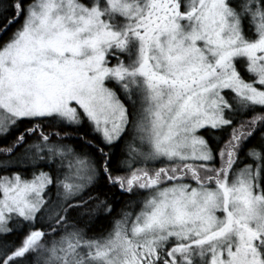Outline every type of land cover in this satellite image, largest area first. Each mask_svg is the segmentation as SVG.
<instances>
[{"label": "snow or ice", "instance_id": "6c2138e0", "mask_svg": "<svg viewBox=\"0 0 264 264\" xmlns=\"http://www.w3.org/2000/svg\"><path fill=\"white\" fill-rule=\"evenodd\" d=\"M0 264H264V0H0Z\"/></svg>", "mask_w": 264, "mask_h": 264}]
</instances>
